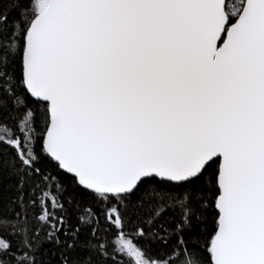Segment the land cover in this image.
<instances>
[{
  "label": "snow or ice",
  "instance_id": "6c2138e0",
  "mask_svg": "<svg viewBox=\"0 0 264 264\" xmlns=\"http://www.w3.org/2000/svg\"><path fill=\"white\" fill-rule=\"evenodd\" d=\"M0 264H264V0H0Z\"/></svg>",
  "mask_w": 264,
  "mask_h": 264
}]
</instances>
